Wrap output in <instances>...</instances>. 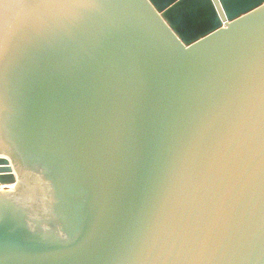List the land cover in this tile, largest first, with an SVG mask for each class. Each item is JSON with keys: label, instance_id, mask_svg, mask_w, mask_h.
<instances>
[{"label": "water", "instance_id": "1", "mask_svg": "<svg viewBox=\"0 0 264 264\" xmlns=\"http://www.w3.org/2000/svg\"><path fill=\"white\" fill-rule=\"evenodd\" d=\"M0 16V264H264V0Z\"/></svg>", "mask_w": 264, "mask_h": 264}, {"label": "snow or ice", "instance_id": "2", "mask_svg": "<svg viewBox=\"0 0 264 264\" xmlns=\"http://www.w3.org/2000/svg\"><path fill=\"white\" fill-rule=\"evenodd\" d=\"M24 2L35 4L37 6H46L51 3H59L72 9H82L90 7L93 3V0H24ZM0 3H3V0H0ZM2 21L3 17L0 16V23H2ZM2 91L3 73L2 70H0V99H2ZM262 96H264V87H262ZM253 119L255 124L258 126L257 137L261 144V150L264 152V98H262L258 109L255 111ZM262 181H264V177H262Z\"/></svg>", "mask_w": 264, "mask_h": 264}, {"label": "rangeland", "instance_id": "3", "mask_svg": "<svg viewBox=\"0 0 264 264\" xmlns=\"http://www.w3.org/2000/svg\"><path fill=\"white\" fill-rule=\"evenodd\" d=\"M15 186H10V187H2L0 186V190H2L3 192H6V191H10V192H15Z\"/></svg>", "mask_w": 264, "mask_h": 264}, {"label": "bare ground", "instance_id": "4", "mask_svg": "<svg viewBox=\"0 0 264 264\" xmlns=\"http://www.w3.org/2000/svg\"><path fill=\"white\" fill-rule=\"evenodd\" d=\"M14 172V170H13ZM2 187H10V186H15V185H1Z\"/></svg>", "mask_w": 264, "mask_h": 264}]
</instances>
